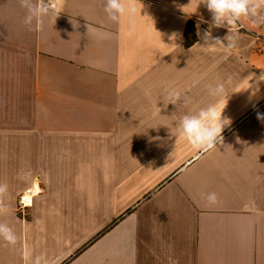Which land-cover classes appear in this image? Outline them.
<instances>
[{"label":"crops","instance_id":"0c3cea01","mask_svg":"<svg viewBox=\"0 0 264 264\" xmlns=\"http://www.w3.org/2000/svg\"><path fill=\"white\" fill-rule=\"evenodd\" d=\"M52 2L30 29L20 0H0V221L18 237L0 238V264H264V82L209 95L264 72V30L241 17L229 49L205 45L229 29L199 0H136L134 27L106 0ZM213 102L231 124L196 151L177 122Z\"/></svg>","mask_w":264,"mask_h":264},{"label":"clouds","instance_id":"9594fccd","mask_svg":"<svg viewBox=\"0 0 264 264\" xmlns=\"http://www.w3.org/2000/svg\"><path fill=\"white\" fill-rule=\"evenodd\" d=\"M135 4L136 0H106L105 11L109 19L114 22H119L120 18L127 13L132 17L130 24L134 27L136 24ZM200 4H203L211 14V24L214 27H227L229 29L228 34L223 39L213 37L210 31H205L203 39L205 40V45L208 46L221 44L229 49L235 47L239 32L237 25L241 17H250L254 23L264 24V14H261V9L264 8V0H199L198 5ZM20 5L27 10L23 22L30 29L33 21H35V27L41 29L43 17L55 9V4L52 0H20ZM173 38L175 39L174 36ZM254 76L255 74L248 81L247 86L239 91H228V87L232 84L231 79L227 83L217 82L214 86H209V95L214 99L226 97L228 101L231 93L251 90L250 96L255 97L260 90V83L264 82V72H261L260 76L255 77V80H253ZM146 94L148 93L146 92ZM181 96L182 93L179 90L168 88L166 90L167 105L171 103L176 106L177 102L181 100ZM226 105L218 108L213 102L201 108L198 112L188 113L180 117L177 122L179 133L194 150L207 152L218 144H223L224 137L222 133L225 127L231 124L230 118L222 115ZM257 118L264 120V115L257 113ZM7 191V184H0V203H2ZM207 199L210 203H216V193L208 194ZM0 238L12 245L18 239L14 229L3 221H0ZM35 264H42V257H37ZM43 264H46V261Z\"/></svg>","mask_w":264,"mask_h":264},{"label":"built area","instance_id":"2783aa9c","mask_svg":"<svg viewBox=\"0 0 264 264\" xmlns=\"http://www.w3.org/2000/svg\"><path fill=\"white\" fill-rule=\"evenodd\" d=\"M53 3L56 6V3ZM242 27L244 28L245 26L242 25ZM38 191L39 190L37 188H32L22 194L21 198L19 199L18 209L23 215H25L28 209L33 205L34 197Z\"/></svg>","mask_w":264,"mask_h":264},{"label":"trees","instance_id":"16d2710c","mask_svg":"<svg viewBox=\"0 0 264 264\" xmlns=\"http://www.w3.org/2000/svg\"><path fill=\"white\" fill-rule=\"evenodd\" d=\"M186 38H187V44L188 45L193 44L197 40V36L195 34V27H194L193 22H190L188 25Z\"/></svg>","mask_w":264,"mask_h":264},{"label":"rangeland","instance_id":"374dc122","mask_svg":"<svg viewBox=\"0 0 264 264\" xmlns=\"http://www.w3.org/2000/svg\"><path fill=\"white\" fill-rule=\"evenodd\" d=\"M261 14H264V8L261 9ZM248 19H250L253 22V19L250 17H247ZM263 30H264V24H258Z\"/></svg>","mask_w":264,"mask_h":264}]
</instances>
